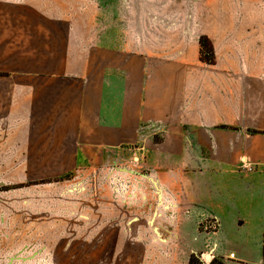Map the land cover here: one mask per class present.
Wrapping results in <instances>:
<instances>
[{
	"label": "crops",
	"instance_id": "1",
	"mask_svg": "<svg viewBox=\"0 0 264 264\" xmlns=\"http://www.w3.org/2000/svg\"><path fill=\"white\" fill-rule=\"evenodd\" d=\"M36 254L264 264V0H0V264Z\"/></svg>",
	"mask_w": 264,
	"mask_h": 264
},
{
	"label": "rangeland",
	"instance_id": "2",
	"mask_svg": "<svg viewBox=\"0 0 264 264\" xmlns=\"http://www.w3.org/2000/svg\"><path fill=\"white\" fill-rule=\"evenodd\" d=\"M133 153H135L136 159H132V160H128L127 161H123L122 164H120L119 166L124 168L125 170H128L134 174L137 175H148L150 173V168L149 166H146V164L144 163V158L142 159L141 157V153L139 150V146L136 145L131 149V155H133ZM65 179H59V180H54L51 181L50 184L45 185V189L50 190V202L51 203H57V204H64V203H107V202H119V203H124V202H130V203H136V204H142V203H146V204H154L155 203V199H154V190H149V186L148 184H145L143 181L142 184H145V188L147 189H141L136 187V194L135 195H130V200H125V199H119L118 197L114 196L113 193L111 191H109V193L107 191H104L103 193H101V189H98L99 185L95 182V180H92L89 182L88 185H86L83 188H91V192L88 193V195H84L85 199L80 198V196H76L74 193H69L71 195H68L64 197H62L60 195V191L63 189V187L66 185V181H64ZM146 182V181H145ZM105 183V182H104ZM103 183V184H104ZM137 183V182H136ZM138 186H140L139 182L137 183ZM104 186V185H103ZM102 186V187H103ZM101 187V186H100ZM101 187V188H102ZM50 188V189H49ZM92 193V194H91ZM141 193V194H139ZM109 194V195H108ZM92 196V197H91ZM148 197V198H146ZM145 215H148L147 217V223L146 225L143 224V228L142 230H144L143 233H145L144 237H146L147 241L146 243H144V245H146V251L149 252H154L155 251V243L154 240L155 238L158 236L156 234V219L155 216L156 212L152 211V212H145ZM143 214V215H144ZM163 217L162 220L164 223H166V221L170 220V212H163ZM158 222V219H157ZM137 235V234H136ZM163 239H164V243L162 245V247L164 248V250L169 249L170 248V235L168 234V232L166 231L165 228H163ZM160 236V235H159ZM143 237V236H142ZM167 240V241H166ZM166 241V242H165ZM53 247V245H51ZM74 246V245H73ZM154 254L151 253V256H153ZM54 256V255H53ZM40 255L36 254L35 257V264H79L80 262H87L86 264H90V260H59V259H50V260H41ZM192 261L199 263V261L197 259H193ZM117 263V261H112V260H106L104 264H114ZM145 264H157L158 262H160V260L154 259V258H148L145 259ZM163 263H169L170 260L169 259H164L162 261ZM82 263V264H83Z\"/></svg>",
	"mask_w": 264,
	"mask_h": 264
},
{
	"label": "built area",
	"instance_id": "3",
	"mask_svg": "<svg viewBox=\"0 0 264 264\" xmlns=\"http://www.w3.org/2000/svg\"><path fill=\"white\" fill-rule=\"evenodd\" d=\"M242 166L248 171L252 170L251 165H242ZM231 256H233V255L231 254Z\"/></svg>",
	"mask_w": 264,
	"mask_h": 264
}]
</instances>
